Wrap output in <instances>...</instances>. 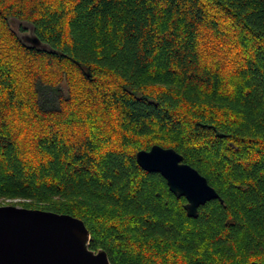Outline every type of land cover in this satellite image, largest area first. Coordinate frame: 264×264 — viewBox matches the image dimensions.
Returning a JSON list of instances; mask_svg holds the SVG:
<instances>
[{"label":"trees","instance_id":"16d2710c","mask_svg":"<svg viewBox=\"0 0 264 264\" xmlns=\"http://www.w3.org/2000/svg\"><path fill=\"white\" fill-rule=\"evenodd\" d=\"M154 144L221 199L188 216L136 161ZM8 201L80 218L111 264H264V0H0Z\"/></svg>","mask_w":264,"mask_h":264},{"label":"water","instance_id":"95a60500","mask_svg":"<svg viewBox=\"0 0 264 264\" xmlns=\"http://www.w3.org/2000/svg\"><path fill=\"white\" fill-rule=\"evenodd\" d=\"M24 42L38 48L46 44L34 34ZM140 167L159 172L177 197L186 199L184 209L196 217L198 207L221 199L197 169L174 148L154 144L135 154ZM84 222L71 214L13 204L0 205V264H111L105 250L89 247Z\"/></svg>","mask_w":264,"mask_h":264},{"label":"rangeland","instance_id":"374dc122","mask_svg":"<svg viewBox=\"0 0 264 264\" xmlns=\"http://www.w3.org/2000/svg\"><path fill=\"white\" fill-rule=\"evenodd\" d=\"M12 24H13L14 28L20 33V35L28 34V30H29L30 26L27 23H23V22H19L17 20H13ZM2 201H6V200H2ZM1 203L2 204H6L5 202H1ZM8 204H13L14 205V203H10V201H8ZM18 204H19L18 202L17 203L15 202L16 206H20Z\"/></svg>","mask_w":264,"mask_h":264},{"label":"flooded vegetation","instance_id":"af4514ba","mask_svg":"<svg viewBox=\"0 0 264 264\" xmlns=\"http://www.w3.org/2000/svg\"><path fill=\"white\" fill-rule=\"evenodd\" d=\"M31 31L28 33V34H23L21 35L22 39L25 40V41H28L29 38L31 37Z\"/></svg>","mask_w":264,"mask_h":264}]
</instances>
